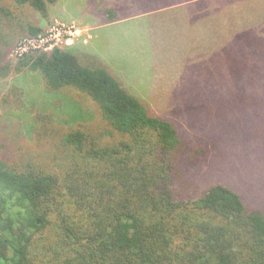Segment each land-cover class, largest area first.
I'll return each instance as SVG.
<instances>
[{"label":"trees","instance_id":"obj_1","mask_svg":"<svg viewBox=\"0 0 264 264\" xmlns=\"http://www.w3.org/2000/svg\"><path fill=\"white\" fill-rule=\"evenodd\" d=\"M55 1L0 0V76L11 69L36 72L46 94L63 99L59 109L66 116L49 130L43 121L53 148L40 160L9 158L0 141V264H264V211L246 203L241 191L214 180L197 195L176 193V155L185 152L180 167L195 178L208 154L204 149L190 159L183 141L190 134L181 122L195 134L216 129L215 142L230 148L228 156L236 143L229 145L228 125L203 117L218 97L211 93L222 90L192 89V68L167 58L173 46L218 43L239 29L264 31V0H161L147 13L144 2L134 13L161 14V24H147V41L177 66L174 76L136 79L137 64L110 60L89 45L34 50L11 66L9 47L47 29L40 21L21 27L19 12L46 18ZM103 12L109 23L117 21L116 11ZM156 23L161 44L153 35ZM137 80L153 90L161 80L169 90L161 114L131 93ZM67 90L92 101L95 114ZM210 169H217L214 161Z\"/></svg>","mask_w":264,"mask_h":264},{"label":"rangeland","instance_id":"obj_2","mask_svg":"<svg viewBox=\"0 0 264 264\" xmlns=\"http://www.w3.org/2000/svg\"><path fill=\"white\" fill-rule=\"evenodd\" d=\"M144 2L146 4L144 13L161 5V0H56L49 8L46 18L26 9L19 12V17L21 27H25L26 22L29 21L32 23L40 21L42 27L48 28L60 21L66 24L74 22L88 28L89 36L85 35V31L80 32L68 45L62 44L61 47L89 45L101 49L100 53H104L107 58L110 56V60L122 64L129 62L135 66L137 64L134 75L136 79H140L139 74L144 77L150 76L151 79L159 73L165 74L164 77L174 76L179 66L190 71L192 68L194 73L191 81L193 85H190L192 89L212 91L221 89L223 94L211 93L213 97L215 95L218 97L214 99L211 116L203 117L205 120L216 119L217 125H228L230 130L226 133H229V145L232 146L231 143L235 142L236 149L228 156L226 152L230 148L224 151L215 142L216 129L215 132L195 134L191 133L186 123L181 122L186 128L185 131L190 134L183 140L192 149L190 159L201 157L204 149L208 154L195 178L188 176L190 170L180 167L185 164L186 158L183 154L185 152L180 151L176 155L178 159H174V175L175 177L177 175L176 193L182 198H187L197 195L214 180L224 181L241 191L246 203L264 211V203H262L264 202V31L258 32L254 29L246 32L239 29L235 36L236 40L229 34L230 38L224 37L218 43L203 45L190 43L187 46L170 47L167 58L173 59V64L177 65L175 66L171 62H164L165 55L161 52L160 45L155 46L156 52L152 45H148L150 42L147 40L151 37L147 31L151 28L147 30V24L156 19L161 24L159 20L161 14L136 16L134 12L140 9ZM124 3L126 4L123 5ZM107 8L116 11L115 18H118L116 22L108 23L107 15L103 12ZM123 16L125 17L121 18ZM260 21L264 22V14ZM153 29H155L153 35L156 41L161 44V26L156 23ZM17 43L18 41L9 47L6 57L11 66L20 58L14 56ZM94 44L95 46H92ZM161 47L167 49L165 46ZM153 58L156 61H149ZM152 73L153 77H151ZM139 83L137 80L130 85L131 93L142 99L152 112L161 114V111L167 107L166 99L162 96L169 90L161 86V80H158L157 85L155 84L154 90ZM151 83L149 84L153 86L154 82ZM67 93L91 113L96 111V105L85 96L77 95L76 91L72 90H67ZM62 100L61 97L55 99L46 94L43 80L36 72L28 70L16 73L11 69L7 77L0 76V141L5 143V156L12 159L20 156L21 159L23 156L31 155L36 160H40L43 154L48 153V148H53V137L43 132L42 124L46 121L49 130L52 127L58 128L55 124L59 118L65 120V114L63 115L59 109ZM233 130L235 133L232 132ZM212 161L217 168L214 172L210 169ZM189 165L191 164L187 167ZM245 194H250L257 201L247 198Z\"/></svg>","mask_w":264,"mask_h":264},{"label":"built area","instance_id":"obj_3","mask_svg":"<svg viewBox=\"0 0 264 264\" xmlns=\"http://www.w3.org/2000/svg\"><path fill=\"white\" fill-rule=\"evenodd\" d=\"M83 31L89 36L88 28L81 27L74 22L70 24L55 22L36 36H26L20 39L14 48V56L21 57L34 50L50 51L54 47H61L62 44L68 45Z\"/></svg>","mask_w":264,"mask_h":264},{"label":"crops","instance_id":"obj_4","mask_svg":"<svg viewBox=\"0 0 264 264\" xmlns=\"http://www.w3.org/2000/svg\"><path fill=\"white\" fill-rule=\"evenodd\" d=\"M109 23V22H108ZM113 23V22H112Z\"/></svg>","mask_w":264,"mask_h":264}]
</instances>
